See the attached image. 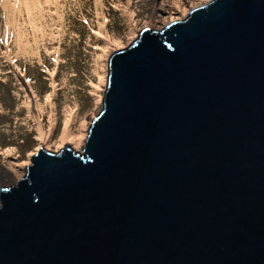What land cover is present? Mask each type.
<instances>
[{
    "label": "water",
    "instance_id": "obj_1",
    "mask_svg": "<svg viewBox=\"0 0 264 264\" xmlns=\"http://www.w3.org/2000/svg\"><path fill=\"white\" fill-rule=\"evenodd\" d=\"M82 85L70 148L13 153L0 264H264V0H195Z\"/></svg>",
    "mask_w": 264,
    "mask_h": 264
},
{
    "label": "rangeland",
    "instance_id": "obj_2",
    "mask_svg": "<svg viewBox=\"0 0 264 264\" xmlns=\"http://www.w3.org/2000/svg\"><path fill=\"white\" fill-rule=\"evenodd\" d=\"M194 1L0 0V188L18 149L70 147L92 56Z\"/></svg>",
    "mask_w": 264,
    "mask_h": 264
},
{
    "label": "bare ground",
    "instance_id": "obj_3",
    "mask_svg": "<svg viewBox=\"0 0 264 264\" xmlns=\"http://www.w3.org/2000/svg\"><path fill=\"white\" fill-rule=\"evenodd\" d=\"M67 120L65 121V125L67 124ZM69 128V126L67 125L66 127H65V129H64V134H63V140L65 139V138H67L69 135H71L72 134V132L68 129Z\"/></svg>",
    "mask_w": 264,
    "mask_h": 264
},
{
    "label": "trees",
    "instance_id": "obj_4",
    "mask_svg": "<svg viewBox=\"0 0 264 264\" xmlns=\"http://www.w3.org/2000/svg\"><path fill=\"white\" fill-rule=\"evenodd\" d=\"M22 136H23V137H24V136H27V134H26V133H23ZM28 140H30V138H29ZM28 140H27V141H28ZM31 140H32V139H31ZM0 142H1L2 144H5V141H3L1 138H0ZM20 144H23V141H21Z\"/></svg>",
    "mask_w": 264,
    "mask_h": 264
},
{
    "label": "clouds",
    "instance_id": "obj_5",
    "mask_svg": "<svg viewBox=\"0 0 264 264\" xmlns=\"http://www.w3.org/2000/svg\"><path fill=\"white\" fill-rule=\"evenodd\" d=\"M68 146H66L65 148H67ZM68 148H70V147H68Z\"/></svg>",
    "mask_w": 264,
    "mask_h": 264
}]
</instances>
